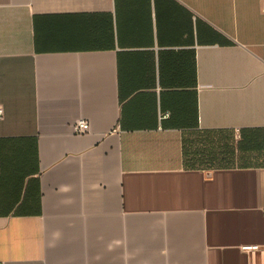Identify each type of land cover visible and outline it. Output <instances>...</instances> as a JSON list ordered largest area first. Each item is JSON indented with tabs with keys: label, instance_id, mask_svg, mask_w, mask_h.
Here are the masks:
<instances>
[{
	"label": "crops",
	"instance_id": "crops-1",
	"mask_svg": "<svg viewBox=\"0 0 264 264\" xmlns=\"http://www.w3.org/2000/svg\"><path fill=\"white\" fill-rule=\"evenodd\" d=\"M0 109V264L264 246V0H0Z\"/></svg>",
	"mask_w": 264,
	"mask_h": 264
},
{
	"label": "built area",
	"instance_id": "built-area-1",
	"mask_svg": "<svg viewBox=\"0 0 264 264\" xmlns=\"http://www.w3.org/2000/svg\"><path fill=\"white\" fill-rule=\"evenodd\" d=\"M3 110L0 109V116L2 115ZM91 126L86 120H79L74 124L73 130L75 134L82 135L90 131ZM236 137L240 138V132H236ZM242 251L247 253L250 256L251 264H264V246L261 245H245L242 246Z\"/></svg>",
	"mask_w": 264,
	"mask_h": 264
}]
</instances>
